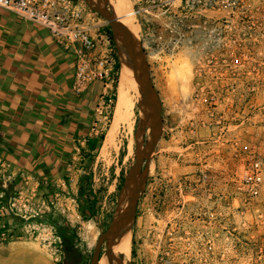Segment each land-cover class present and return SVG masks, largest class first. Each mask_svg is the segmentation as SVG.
I'll return each mask as SVG.
<instances>
[{"label":"rangeland","instance_id":"374dc122","mask_svg":"<svg viewBox=\"0 0 264 264\" xmlns=\"http://www.w3.org/2000/svg\"><path fill=\"white\" fill-rule=\"evenodd\" d=\"M133 20L148 52L161 108L148 184L132 228H127L129 264H264V45L248 53L245 66L232 68L221 51L203 49L201 35L186 34L177 41L163 25L162 37L151 35L149 41L146 34L154 25ZM116 83L105 91L113 96L117 91L118 99ZM103 91L104 86L99 95ZM134 102L129 117L107 142L115 101L100 148L83 152L75 160V170H66L67 186L59 190L60 196L52 190L47 194L52 208L46 218L50 223L59 219L76 235L81 256L70 264H91L124 181L142 166L137 96ZM257 161L263 183L260 192L253 194L244 176ZM82 178L97 199L89 218L80 211ZM53 188L59 189L56 184ZM73 189H77L76 206L71 201ZM20 223L12 225L17 235L31 237L22 219ZM33 238L51 254L42 235ZM106 248L107 243L100 258ZM62 252L61 261L63 244Z\"/></svg>","mask_w":264,"mask_h":264},{"label":"built area","instance_id":"2783aa9c","mask_svg":"<svg viewBox=\"0 0 264 264\" xmlns=\"http://www.w3.org/2000/svg\"><path fill=\"white\" fill-rule=\"evenodd\" d=\"M131 1L134 18L147 26L154 25L146 34L145 39L149 41L151 35L162 37L163 25L169 27L172 38L177 41L186 34L201 35L205 37L203 49L221 51L226 56V64L232 68L245 66L248 53L264 45V0ZM0 7L41 24L59 46L74 54L72 87L75 93L85 92L95 81L103 83L104 91L98 97L94 119L83 143L106 135L115 99L105 90L116 81L117 64L115 40L106 20L85 0H0ZM74 169L75 165L69 163L68 170ZM260 169L257 161L244 176L253 194L260 192L263 183ZM13 179L9 163L0 156V184L6 185ZM74 202L78 205L77 199ZM51 208L49 199L39 198L28 186V181L11 197L0 193V238L22 237L8 221L11 215L18 216L29 236L42 235L41 240L51 251L54 264H58L63 253L62 240L55 224L46 218ZM66 210L63 208L61 212Z\"/></svg>","mask_w":264,"mask_h":264},{"label":"crops","instance_id":"0c3cea01","mask_svg":"<svg viewBox=\"0 0 264 264\" xmlns=\"http://www.w3.org/2000/svg\"><path fill=\"white\" fill-rule=\"evenodd\" d=\"M74 71V54L59 46L44 26L0 7V156L14 174L0 184L6 198L25 181L39 198L49 199L51 190L60 196L67 186V165H75L89 150L83 138L103 83L95 81L77 94ZM73 192L71 201L77 199V189ZM8 221L21 224L15 215ZM0 264H53V257L36 238H0Z\"/></svg>","mask_w":264,"mask_h":264},{"label":"water","instance_id":"95a60500","mask_svg":"<svg viewBox=\"0 0 264 264\" xmlns=\"http://www.w3.org/2000/svg\"><path fill=\"white\" fill-rule=\"evenodd\" d=\"M89 3L90 7L106 20L117 45L121 44L128 50L141 81V89L137 94L139 105L138 145L139 158L143 163L124 181L111 222L97 241L91 260V264L98 263L102 246L107 243L104 255L106 264H114L118 236L123 228L126 230L132 228V219L148 184L158 142L157 120L161 108V97L152 77L148 52L143 41L139 38V34L113 13L110 0H98L96 5Z\"/></svg>","mask_w":264,"mask_h":264},{"label":"bare ground","instance_id":"6f19581e","mask_svg":"<svg viewBox=\"0 0 264 264\" xmlns=\"http://www.w3.org/2000/svg\"><path fill=\"white\" fill-rule=\"evenodd\" d=\"M88 1L95 4L98 0ZM110 7L117 17H119L136 32L135 21L133 20V3L131 0H110ZM118 53L121 62L118 99L113 125L106 140L107 142L113 136L118 124L129 117L133 104L135 103V98L141 89L140 77L135 70L128 50L123 45L118 44ZM129 235V232L124 228L119 234L115 248L116 259L114 264H129ZM97 264H106V257H99Z\"/></svg>","mask_w":264,"mask_h":264},{"label":"trees","instance_id":"16d2710c","mask_svg":"<svg viewBox=\"0 0 264 264\" xmlns=\"http://www.w3.org/2000/svg\"><path fill=\"white\" fill-rule=\"evenodd\" d=\"M108 30L112 35L111 28L108 25ZM113 36V35H112ZM114 39V38H113ZM115 48H116V58L117 64L115 67L116 72V90L117 86L119 85L118 81L120 80V73H121V62L119 58L117 43L114 41ZM115 101L117 100V91L114 94ZM106 135H101L97 138L89 139L87 142L88 148L91 152L97 151L103 141L105 140ZM79 202H80V211L82 212L85 218H89L94 214V208L97 203L96 196L93 194V189L84 183L83 178L79 184ZM86 211L89 212V215L86 214ZM53 224L57 227L58 235L61 237L63 248H64V259L63 261L59 262L58 264H70L71 262H75V260L79 259L81 256L80 248L76 245V235L74 231L70 228L67 224H62L59 219L52 220Z\"/></svg>","mask_w":264,"mask_h":264}]
</instances>
